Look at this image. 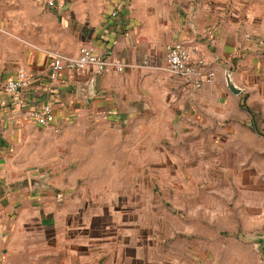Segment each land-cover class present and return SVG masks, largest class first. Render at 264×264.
<instances>
[{"label":"crops","instance_id":"1","mask_svg":"<svg viewBox=\"0 0 264 264\" xmlns=\"http://www.w3.org/2000/svg\"><path fill=\"white\" fill-rule=\"evenodd\" d=\"M32 6L47 8L35 0ZM221 6L217 0H56L41 12L50 26L35 22L41 37L21 34L0 17V264H264V50L253 39H264V27ZM114 9L118 16L111 19ZM87 42L100 54L158 65L167 47L184 45L203 57L215 79L196 89L149 68L49 77V50L76 55ZM19 70L29 85L14 100L3 84ZM43 104L53 108L49 127L22 117ZM166 114L170 125L161 123ZM127 118L185 130L174 152L155 156V182L171 195L155 208L149 235L142 205L102 200L79 183L81 165L65 166L70 153L56 154L54 147L61 141L60 148L76 150L84 134L91 145L108 146L94 131ZM74 155L98 157L92 147ZM54 156L61 160L45 163Z\"/></svg>","mask_w":264,"mask_h":264},{"label":"rangeland","instance_id":"2","mask_svg":"<svg viewBox=\"0 0 264 264\" xmlns=\"http://www.w3.org/2000/svg\"><path fill=\"white\" fill-rule=\"evenodd\" d=\"M228 10L235 9L244 15L245 19L253 27L252 23L259 22L260 27H264V0H217ZM33 0H0V17L7 25L14 24L20 30L29 32L30 36H42L40 30L35 26V22H44L50 26L51 21L46 16L49 9H42L41 12L35 10L32 6ZM11 25V24H10ZM262 27V28H263ZM171 118L166 114L163 118L162 124L170 125ZM108 130H95L94 137L97 140L109 139L108 146L106 144L91 145L88 140H91L90 135H83L78 141L82 140L81 145L75 150L73 145L67 144L64 149L61 141H54L56 146V154L65 152L68 155L67 164L71 169L75 166L84 169L82 177L79 178V183L86 186L89 190H97V194L102 200L108 202L118 203H138L144 207L143 215L149 223L148 235L152 232L154 226L155 208L159 206V201L169 202L170 189L167 192L160 193V181L155 182L153 175L155 156L160 153H170L175 151V140L178 137H184L185 130L179 133L180 129H174L170 126L168 128H150L154 124L151 119L127 118L124 121L111 120ZM79 129H74L71 135L77 134L78 139ZM61 140V138L59 139ZM86 147H92L93 153L97 156L92 158L87 157V160L78 157L79 152H83ZM108 147V148H107ZM60 148V149H59ZM77 152V153H76ZM110 153V154H109ZM106 154L111 155L113 162L109 163L104 159ZM123 154H129L130 157H122ZM57 156V155H56ZM56 156L51 157L45 163L50 165L57 163ZM56 157V158H55ZM125 158V159H124ZM60 161L61 159H58ZM39 161V160H37ZM76 162V163H75ZM159 164L162 163L158 161ZM157 162V163H158ZM150 170V174L144 172ZM168 183L170 182V178ZM159 191V193H158ZM91 195L94 193L89 192ZM159 215L157 211V216ZM151 226V227H150ZM149 228H152L150 230ZM149 239V237H148Z\"/></svg>","mask_w":264,"mask_h":264},{"label":"built area","instance_id":"3","mask_svg":"<svg viewBox=\"0 0 264 264\" xmlns=\"http://www.w3.org/2000/svg\"><path fill=\"white\" fill-rule=\"evenodd\" d=\"M44 8L56 6V0H35ZM118 9L110 12V18L116 19ZM248 38H253L247 34ZM259 48L264 50V39L253 38ZM48 53L51 57L49 77L55 78L59 71H73L82 75L91 68L96 74H109L112 72H124L133 68L142 69H161L169 74L178 77L184 86L192 88H202L213 83L215 71L208 65L202 56L195 54L194 51L184 45H171L165 52V62L163 65L142 59L139 62H125L113 57L112 55L100 54L92 43L80 45L76 55H69L59 50L52 49ZM29 85V78L24 70H19L16 77L8 79L3 84V90L14 100H19L25 89ZM22 117L31 120L37 126L49 127L53 120V108L50 104H43L27 108L22 112Z\"/></svg>","mask_w":264,"mask_h":264}]
</instances>
